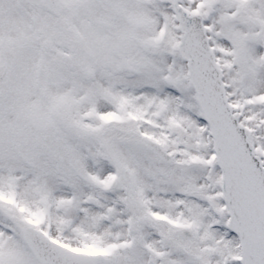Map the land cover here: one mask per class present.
Here are the masks:
<instances>
[{"label":"snow or ice","instance_id":"obj_1","mask_svg":"<svg viewBox=\"0 0 264 264\" xmlns=\"http://www.w3.org/2000/svg\"><path fill=\"white\" fill-rule=\"evenodd\" d=\"M0 264H264V0H0Z\"/></svg>","mask_w":264,"mask_h":264}]
</instances>
